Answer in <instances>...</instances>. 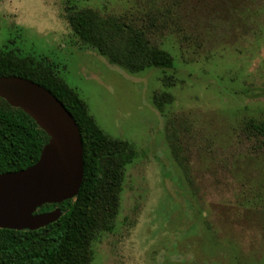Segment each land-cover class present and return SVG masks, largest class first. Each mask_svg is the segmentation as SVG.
<instances>
[{"label": "rangeland", "instance_id": "rangeland-1", "mask_svg": "<svg viewBox=\"0 0 264 264\" xmlns=\"http://www.w3.org/2000/svg\"><path fill=\"white\" fill-rule=\"evenodd\" d=\"M147 25L168 50L163 71L130 72L83 42L71 5ZM48 58L109 135L137 152L114 228L92 264H264V146L244 122L264 120V0H0V51ZM173 99L159 110L155 93Z\"/></svg>", "mask_w": 264, "mask_h": 264}, {"label": "trees", "instance_id": "trees-1", "mask_svg": "<svg viewBox=\"0 0 264 264\" xmlns=\"http://www.w3.org/2000/svg\"><path fill=\"white\" fill-rule=\"evenodd\" d=\"M149 24L139 25L125 15L101 13L89 6L71 5L66 19L74 33L130 72L148 68L163 71L162 83L175 84L167 70L175 66L173 55L153 42L147 33L158 18L165 24L170 8L157 9ZM48 58L21 56L13 49L0 51V75H19L49 89L74 116L83 141L84 177L79 193L61 203H48L38 211L60 207L56 221L35 229L0 227V264H92L93 242L114 228L121 204L126 167L137 156L128 140L106 133L90 113L86 101L70 87ZM169 92L155 93L159 110L171 102ZM245 131L264 146V120L249 119ZM49 141L48 134L19 107L0 97V173L34 164Z\"/></svg>", "mask_w": 264, "mask_h": 264}, {"label": "water", "instance_id": "water-1", "mask_svg": "<svg viewBox=\"0 0 264 264\" xmlns=\"http://www.w3.org/2000/svg\"><path fill=\"white\" fill-rule=\"evenodd\" d=\"M0 97L31 116L48 134L39 159L0 173V227L35 230L62 215L48 203L74 198L83 183L84 148L79 126L66 106L46 87L19 75H0Z\"/></svg>", "mask_w": 264, "mask_h": 264}]
</instances>
